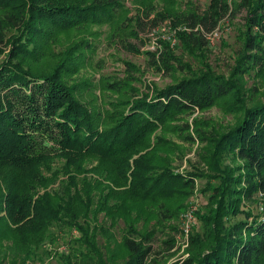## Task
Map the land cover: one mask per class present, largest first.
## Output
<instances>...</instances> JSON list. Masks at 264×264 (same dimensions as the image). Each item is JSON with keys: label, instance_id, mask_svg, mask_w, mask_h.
<instances>
[{"label": "trees", "instance_id": "trees-1", "mask_svg": "<svg viewBox=\"0 0 264 264\" xmlns=\"http://www.w3.org/2000/svg\"><path fill=\"white\" fill-rule=\"evenodd\" d=\"M241 5L247 2L234 6L230 0H209L205 8L172 14L152 3L129 16L127 0H0V54H4L0 63V222L6 223L13 242L21 244L30 255L33 246L41 241V229L60 215L50 196H41L37 188L47 180L41 167L48 166L51 158L72 155L66 157L72 165L77 160L96 157L103 163H114L120 170L129 164L131 168L130 159L153 145L152 134L158 127H172L173 121L182 119L180 115L211 107L230 93L239 101L242 98L237 77L227 78L214 71L164 88L154 87L153 94L147 92L136 98L132 96L137 90L129 81L138 78L118 80L104 76L100 80L103 90L123 92L128 88L131 96L121 100L104 94L108 106L90 108L79 96L94 84L86 82L81 87L67 81L82 62L79 42L59 55L47 72H36L33 61L47 54V47L57 42L59 34L106 22L113 26L115 36H123L121 40L131 53H141V46L127 41L125 36H148L168 18L174 26L185 27L178 32L183 44L202 47L208 43L209 34L225 18L236 15L244 7ZM247 10L243 32L246 51L238 67L242 71L251 65L264 69V0L247 5ZM141 43L145 45L143 37ZM163 44L160 60L157 52L145 51L158 70L162 68L160 62L170 69L169 63L175 58L170 44ZM126 63L129 71L137 72L135 65ZM240 107L244 108L242 119L214 139L212 158L217 162L218 155L230 153L242 160V166L227 168L215 162L217 172L211 176L198 169L182 174L168 165L145 162L143 153L133 160L130 174L121 170L124 179L132 177L129 190L139 197L188 194L199 176L217 180L208 188L213 192L209 213L196 211L204 230L194 233L192 226V252L173 264H264V205L256 214L243 204L244 199L255 194L264 201V102ZM184 126L182 130L189 129V124ZM186 137L191 138L189 134ZM240 168L244 172L234 176V170ZM70 182L73 185L67 193L80 192L74 176ZM37 193L39 198H35ZM71 214L75 215L74 211ZM85 234L89 248L94 246L100 254L92 234ZM156 240L160 242L159 249L155 247ZM175 243L171 236L160 240L153 233L145 234L141 240L126 237L124 246L129 255L122 264H167L163 253ZM100 261L105 264L99 258Z\"/></svg>", "mask_w": 264, "mask_h": 264}, {"label": "rangeland", "instance_id": "rangeland-1", "mask_svg": "<svg viewBox=\"0 0 264 264\" xmlns=\"http://www.w3.org/2000/svg\"><path fill=\"white\" fill-rule=\"evenodd\" d=\"M230 1L234 6L243 2L251 6L259 0ZM208 2L209 0H127V13L135 16L144 6L153 3L154 7L178 14L195 7L205 8ZM247 5H241L244 7L236 15L225 18L219 25V36L214 41L208 39L205 46L190 47L179 38L176 47L170 46L175 57L169 63L170 69L162 62L159 70L151 64L150 57L145 53L146 50H151L150 34L147 36L142 31L144 36L140 39L125 36L127 41L141 46V53H131L127 50L125 41L121 40L123 36L114 35L115 30L109 22L89 24L83 29H72L59 34L57 42L47 47V54L33 61L32 68L39 73L51 70L59 55L63 56L64 51L79 42L82 62L78 72L67 77V81L81 87L86 86V82L94 84L79 96L90 108L108 106L103 99L104 94L121 100L127 99V95L131 96L128 88L123 92L103 90L100 80L104 76H112L118 80H128L132 76L138 78L129 81L137 90L132 98L147 92L153 94L154 87L164 88L206 71H214L227 78L237 77L241 101L230 93L211 107L180 115L182 119L173 121L172 127H158L152 134L153 145L144 147L141 152L133 155L130 159L131 168L129 164L121 169L130 174L133 160L145 153V162L168 165L182 174L198 169L211 176L217 172L216 161L212 158L214 139L239 123L244 114L241 105L250 107L264 102V69L251 65L244 66L242 71V67H238L241 64L239 60L246 51L243 32L246 30L244 16L248 14ZM165 21L172 23L170 18ZM173 27L179 28L181 25ZM181 30H177L178 36ZM142 37L145 45L141 43ZM163 49L164 44L155 51L158 60ZM248 52L254 53L251 50ZM3 59L4 54H0V63ZM126 62L135 65L137 72L129 71ZM245 62L249 63L247 60ZM185 123L189 124V129L182 130ZM188 134L191 138L186 137ZM156 142H160L157 147L154 146ZM66 157L72 158V155L55 156L50 159L48 166H42L41 170L47 175V180L37 186L41 196H50L51 204L60 210L59 217L44 225L40 233L41 241L33 246L30 255L21 244L13 242L7 234L6 223L1 221L0 264H100L99 258L105 264H122L129 255L124 239L129 237L141 240L148 233L155 234L160 240L170 236L175 238V246L163 253L167 264L190 256L193 248L191 232L187 234L183 231V214L192 202L198 203L197 212L208 214L212 207L209 197L213 193L208 188L217 180L199 176L195 178L194 190L188 194H175L169 198L139 197L129 190L132 177L127 175L124 179L121 170L114 163H103L96 157H86L73 162L72 166L67 163ZM216 163L227 168L242 166V160L230 153L218 155ZM243 172L242 168L235 169L234 176ZM72 176L80 192L70 194L67 190L73 185L70 182ZM74 187L75 185L71 192ZM38 196L37 193L35 198ZM243 204L257 214L262 211L264 201L255 194L251 199H244ZM72 211L75 215L71 214ZM195 216L194 233L204 230L202 220L198 215ZM86 231L92 234L91 240L100 254L94 250V246L89 248L84 236L87 235ZM155 244L159 249L160 242L156 240ZM85 251L88 254L92 252L95 256H87Z\"/></svg>", "mask_w": 264, "mask_h": 264}, {"label": "built area", "instance_id": "built-area-1", "mask_svg": "<svg viewBox=\"0 0 264 264\" xmlns=\"http://www.w3.org/2000/svg\"><path fill=\"white\" fill-rule=\"evenodd\" d=\"M180 28L184 29L185 27H173L172 23L168 21H164L157 27L153 28L148 33V36L150 34L152 38L150 49L158 51L162 47L163 42L169 43L171 47H176L179 44L177 30ZM218 28L209 34L208 39L210 41H214V39L219 36ZM198 207L199 206L197 202H192L189 208L183 214V231L187 234L191 232L192 226L195 223V214Z\"/></svg>", "mask_w": 264, "mask_h": 264}]
</instances>
